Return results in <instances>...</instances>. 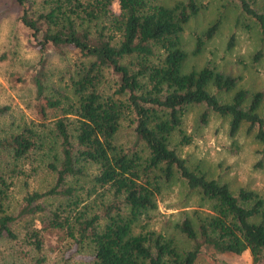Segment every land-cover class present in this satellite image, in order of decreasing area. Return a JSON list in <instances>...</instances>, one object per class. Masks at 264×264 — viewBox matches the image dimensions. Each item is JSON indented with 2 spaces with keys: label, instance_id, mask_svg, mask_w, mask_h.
Here are the masks:
<instances>
[{
  "label": "trees",
  "instance_id": "obj_1",
  "mask_svg": "<svg viewBox=\"0 0 264 264\" xmlns=\"http://www.w3.org/2000/svg\"><path fill=\"white\" fill-rule=\"evenodd\" d=\"M254 2L224 0L238 8L236 20L241 14L264 32V2L260 9ZM9 7L36 54L12 71L30 86L31 115L0 101V264H195L204 251H248L249 264H264L263 199L188 167L170 141L177 131L189 142L183 116L199 106V124L210 114L227 121L233 150L242 123L264 144L261 90L235 89L236 77L209 62L181 70L180 33L197 0H11ZM218 24L216 17L195 35L194 52ZM232 44L230 35L226 48ZM51 54L59 65H50ZM16 57L9 38L0 61ZM122 123L129 144L115 141ZM40 174L44 182L30 189ZM173 176L209 209L196 225L188 216L175 223L187 247L172 234L132 231Z\"/></svg>",
  "mask_w": 264,
  "mask_h": 264
},
{
  "label": "rangeland",
  "instance_id": "obj_2",
  "mask_svg": "<svg viewBox=\"0 0 264 264\" xmlns=\"http://www.w3.org/2000/svg\"><path fill=\"white\" fill-rule=\"evenodd\" d=\"M164 5H171L175 0H152ZM199 10L184 24L180 33L181 48L185 52L182 71L198 69L207 62L223 74L236 77L235 89L242 87L248 92L261 90L264 95V32L249 24L250 20L239 14L238 8L224 4V0H197ZM264 0H255L254 6L262 7ZM11 0H0V49L6 47L9 38L16 43V62L0 61V101H8L13 108L23 111V115H31V89L27 82L13 74L18 63H25L36 54V48L26 41V34L16 24L13 10L9 7ZM216 17L219 24L214 35L208 39L202 48L194 52L195 35L201 32ZM16 35V38L11 35ZM233 35V44L227 49L226 42ZM261 51V57L253 61L251 54ZM18 61V62H17ZM52 67L59 65L55 54L49 56ZM20 75V73H18ZM56 72L53 71L54 83ZM199 106L190 107L183 116L181 130L189 138L188 143H180L177 131L171 137V143L179 154L187 161L190 168H198L206 176L225 182L229 189L235 191L239 187L255 191L264 201V144L256 141L251 133L245 132L242 123L233 139L237 149L231 148V137L227 134V121L215 114H210L204 124H199L197 114ZM5 120L0 119V125ZM132 138L131 130L122 123L117 133L118 143L129 144ZM42 174L36 175L29 188L39 187L43 183ZM15 197L19 196V185L14 187ZM207 203L193 189L177 177L165 184L155 195V207L141 214L132 227L134 233L140 230H153L165 236L172 234L176 244L187 247L186 240L175 228V223L183 216L191 218L196 225L197 217L207 214ZM50 255V261L52 260ZM248 251L239 255L231 253H200L195 264H249Z\"/></svg>",
  "mask_w": 264,
  "mask_h": 264
}]
</instances>
